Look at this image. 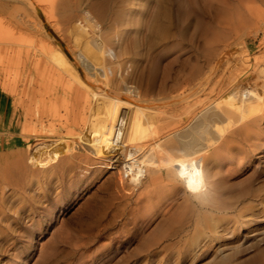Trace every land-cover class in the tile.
<instances>
[{"label": "bare ground", "instance_id": "6f19581e", "mask_svg": "<svg viewBox=\"0 0 264 264\" xmlns=\"http://www.w3.org/2000/svg\"><path fill=\"white\" fill-rule=\"evenodd\" d=\"M37 1L43 5L49 17H55L57 10L71 11L65 15V18L69 17V24L62 30L70 34L74 43H89L85 53L81 52L82 48H77V57L82 64L85 62L84 57L86 60L96 57L110 60L116 48L125 44L126 30L118 28L122 23L121 26L116 25L117 30L112 31L109 27L110 32L109 29H104L101 25L105 17L101 18L98 10L92 9L93 5L92 8L83 7V0ZM135 1L131 0L129 3L130 9H133ZM168 1L157 0L159 10L157 16L154 15L156 19L151 15L155 20V23L151 20L154 23L151 32L154 31L157 37L169 35L172 17L168 13V7H171L166 4ZM202 9L204 11L205 6ZM207 9L209 12L215 10L216 19L209 25L214 35L206 37V43L211 44L209 52H203L206 60L200 63L197 59V63L190 62L189 65L186 62L190 66L189 69L187 67L188 70L184 68L186 66L183 69L178 68L174 72L172 86L163 96L166 100L159 104L150 103L148 99H138L140 102L137 106H130L126 94L115 92L102 78L96 77L93 70L84 71L87 79L85 84L79 81V85H71L70 75H56L51 67L55 63H77L54 40L47 42L51 45L50 48L43 46L42 53L46 55L43 63L50 66L49 71L45 77L38 76L39 80L30 81L29 84L34 87L31 95L40 93L44 88L52 94L45 106L37 108L33 114L42 119L47 118L48 123L43 125L44 128L38 134L24 133L19 126L20 120L17 119L22 105L18 101V105L13 107L11 102L12 107H8L9 113L16 117V122L13 126L9 124L0 128V140L4 139L2 133L5 131L21 135L13 141L18 146L17 150L4 152L0 149V236L6 232L3 225L13 210V195L17 193L13 184L33 192L28 193L31 194L32 202L23 199L22 207L17 211L16 217L12 218L13 227L19 225V222L25 223L27 216L23 215V210L30 212L29 220L33 223H42L41 219L51 211L48 213L47 206L38 210L37 204L41 205L42 198L49 196L47 192L54 179H65L69 175L80 173L87 175V178L90 172L96 175L107 166L119 162L125 163V170L118 175L116 188H127L126 197L129 203L134 202L136 206L146 205L153 211L150 219L160 210L162 214L178 211L177 225L166 231L169 237L180 235L189 228V222L194 219V234L204 232L205 238L208 237L212 242L221 235L231 236L243 224H248L240 217L241 213H237L239 203L252 200L248 204L250 208L259 205L264 207V196H254L252 187L238 190L227 184L231 165L235 164L241 169L252 154L264 150V0H211ZM22 10L21 12L24 11ZM123 10L125 11L120 12L127 13L125 7ZM18 11L14 14H20V21L25 22L26 18L21 15L27 11L22 14ZM125 17L124 24H129L130 17ZM139 18L142 20V16ZM57 20L60 21L58 18ZM26 22L28 23L27 20ZM150 25L152 26L151 23ZM38 28L36 27L37 30ZM203 35L206 34L203 33L202 38ZM250 35L252 44L248 43ZM18 37L13 36V42L19 40ZM139 39L134 40L138 46ZM44 40L39 39L40 42ZM217 40L219 43L215 45ZM207 47H203L204 50ZM70 68L69 72L74 74L75 70ZM4 81L5 79L0 78L5 89L13 87L14 90L18 86L16 81L13 84ZM107 99L118 100V106L109 110L103 109L102 104ZM59 100L68 101L70 106L65 112L61 113L58 108L56 102ZM140 106L146 108L144 112L140 111ZM130 110H134V114L129 113ZM3 113L0 109V117ZM106 124L114 129L102 133ZM84 127L87 128L86 132H83ZM156 130L154 140L165 139V144L160 147V143H157L155 148L149 150L143 148L145 141L140 134ZM84 183L85 181H80L79 184ZM160 202L159 208H162L159 210L156 209V204ZM231 211H235V222L231 226H222V222L233 219L230 216ZM250 212L248 221L263 211L260 208ZM8 230H12V227L9 226ZM23 232L27 234L28 230ZM32 233L34 234V230L29 234L33 235ZM209 239L191 237L185 242V246L199 253ZM260 256L258 257L261 258ZM211 262L209 263L216 264V261Z\"/></svg>", "mask_w": 264, "mask_h": 264}, {"label": "rangeland", "instance_id": "374dc122", "mask_svg": "<svg viewBox=\"0 0 264 264\" xmlns=\"http://www.w3.org/2000/svg\"><path fill=\"white\" fill-rule=\"evenodd\" d=\"M122 1L124 5H122ZM83 2V7H93L92 9L95 11L98 10V15H102L101 18L105 17L101 25L104 29H109L110 32L111 29L114 31L118 28L126 30L125 44L116 48L110 60H104L102 57L86 60L84 57L83 64L79 61L77 48H82L81 52L85 53V48L89 43L85 44L82 41L74 43L70 34L62 30L69 24L67 22L69 17L65 18V15L70 14V10V12L68 10L63 12V9L57 10L55 17H49L43 5L39 4L37 0H0V78L5 79L4 82H11V84L13 81L18 83L17 88L13 90V87L3 88V83L0 82V109L4 111L0 117V128L16 122V117L9 113L8 107H12L11 102H13V107L18 105V101H21L22 105H20L21 110L17 119L20 120L19 126L24 133L38 134L44 128L43 125L48 123L47 118L42 119L33 114L37 108L45 106L52 94L50 90L44 88L40 93L31 95L34 87H30L29 83L39 80V77H45L49 71L50 66L43 63L46 55L42 53V48L43 46L50 48L51 45L47 43L50 40L60 43L68 56L70 55L69 57L77 63V65L70 62L66 65L55 63L51 69L56 75H70V84L79 85V81L83 84L87 82L84 71L86 69V71L93 70L95 76L102 78L115 92L126 94L127 100H130L127 101L130 106H137L140 102L138 99H148L151 101L150 103L156 104L165 101L166 98L163 99V96L173 84L174 72L178 68L183 69L184 66H186L185 69L187 67L189 69L190 62L203 63L206 60L204 54L209 52L211 45L206 43V37L213 34L209 25L216 19L215 10L209 12L207 9L211 0H197V2L169 0L166 4L171 6L170 9L167 7L168 13L172 17V23L169 25L167 37H157L158 35L154 34V31L151 32L155 23L154 15L157 16V10H159L157 0H138V2L136 0L133 9H130L131 0H83ZM118 5L119 8H117ZM201 6H205L206 9L203 11ZM20 7L28 14L23 10L21 12ZM124 7L126 10L129 8L127 13L120 12L125 11ZM18 10L21 14H27L21 15L26 18L23 23L19 19L20 14H18L19 16L14 14L18 13ZM13 14L16 16L15 18ZM62 16L64 17L61 19ZM125 16L130 17L129 24H124ZM141 16L142 20L139 18ZM132 18H135L134 22ZM118 20L119 22L124 21L119 23ZM42 25L44 26L42 27ZM116 25L121 27L117 28ZM36 27H39V30ZM203 33L206 35H203L202 38ZM13 36H19L20 39L13 42ZM251 38L250 35L249 44L253 42ZM39 39L44 41L40 42ZM135 39L136 41L139 39V46L134 41ZM192 40L194 41L192 42ZM215 42V45L219 43L218 40ZM195 46H198V49ZM203 47H207V49L204 50ZM70 66L75 70L74 74L69 72ZM125 66L128 69L124 70ZM56 104L61 113L70 106L67 100H59ZM116 104H119L118 100L107 99L102 104V108L113 109L118 106ZM139 108L141 112L146 109L143 106ZM129 113L134 114V110H130ZM103 128L102 133L114 129L110 124L104 125ZM86 131L87 128L84 127L83 132ZM156 133L157 130L152 133L140 134L145 141L143 148L149 150L155 148L157 143H160V147L165 144V139L154 140L153 135ZM2 135L4 139L0 140V149L4 152L18 149L17 144L13 141L19 139L21 136L19 133L5 131ZM230 168L231 175L227 178L228 185H232L238 190L252 187L254 196H264V150L252 154L243 168L240 169L235 164ZM124 170L125 163L119 162L107 166L103 172L96 175L90 172L91 174L87 178V175L80 173L75 176L69 175L65 179H54L49 191L47 190L49 196L43 197L45 200L42 198L41 205L37 204L38 210H43L47 206L48 213H50L49 211L51 213L41 219L42 223H38L39 221L33 223L29 220L28 213L30 212L23 210V215L27 216L25 223L19 222L15 228L12 218L16 217L17 211L22 207L23 199L29 200V203L32 202L31 194L33 192L13 184V189L17 193L13 192L15 193L13 195V210L10 211V216L6 221L12 224L9 225L5 222L3 225L7 233L0 236V264H208L211 261H216V264H264L262 263L264 262L262 261L264 260L263 206L250 208L248 204L250 205L252 200L239 203L237 213H241L240 217L248 224H243L240 230L231 236L229 234L221 235L211 242V239L205 238L206 233L204 232L194 234L195 221L192 219L188 224L189 228L184 232L178 236L169 237L166 231L177 225L178 211L173 214L172 212L162 214L160 210L162 207L159 208L160 202L156 204V209L160 211L150 219L153 211L151 212L144 204L136 206L134 202L129 203L126 197L127 188H116L117 177ZM80 181H85V183L80 185ZM18 192L21 193L18 194ZM28 193L31 194L28 195ZM19 201H22V204ZM67 205L70 206L66 208ZM260 208L263 212L257 213L252 220L248 221V216H251L250 211L254 209L258 211ZM235 215V211L230 212L232 218ZM234 219L222 222V226H231L235 222ZM9 226L12 227V230H8ZM26 230L28 233L24 234L23 231ZM33 230L34 234H29ZM191 237H197L199 240L209 239V242H206L201 252L195 253V250L185 246V242Z\"/></svg>", "mask_w": 264, "mask_h": 264}, {"label": "trees", "instance_id": "16d2710c", "mask_svg": "<svg viewBox=\"0 0 264 264\" xmlns=\"http://www.w3.org/2000/svg\"><path fill=\"white\" fill-rule=\"evenodd\" d=\"M51 31V29H49ZM52 32V31H51Z\"/></svg>", "mask_w": 264, "mask_h": 264}]
</instances>
